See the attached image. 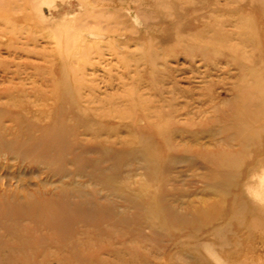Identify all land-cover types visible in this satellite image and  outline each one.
Instances as JSON below:
<instances>
[{"label":"rangeland","instance_id":"1","mask_svg":"<svg viewBox=\"0 0 264 264\" xmlns=\"http://www.w3.org/2000/svg\"><path fill=\"white\" fill-rule=\"evenodd\" d=\"M263 2L0 0V32L12 33L0 38V264H264V151L239 156L238 145L223 143L225 156L194 173L180 155L173 169L186 182L165 188L184 229L228 213L202 234L167 235L122 199L105 198L109 184L151 206L143 195L157 190L153 165L117 150L100 155L59 115L78 97L65 98L66 83L83 84L98 99L81 108L101 121L94 128L124 126L127 135V125L150 134L217 126L222 140L238 137L229 115L263 92L239 67L262 74L255 18Z\"/></svg>","mask_w":264,"mask_h":264},{"label":"bare ground","instance_id":"2","mask_svg":"<svg viewBox=\"0 0 264 264\" xmlns=\"http://www.w3.org/2000/svg\"><path fill=\"white\" fill-rule=\"evenodd\" d=\"M255 21L254 22L257 25L256 29L259 33L261 52L259 65L262 68L260 69L262 71V74L261 76L257 77V70L254 69V66H252L253 68H246V66H242L244 65L242 64L239 67L243 71L246 69L248 72L247 74L250 77L252 76V78H255V80H259L261 84L260 87H263V92L257 95V97H259V103H249L248 101L241 100V98L240 102H242L243 106H245V109L243 110V108H241L242 110L240 111H233L232 114H230L232 115V117L229 115L228 119L234 120V125L228 131H236L238 137H226L225 140H222L220 137H217L218 135H222V130L217 126L210 129L200 128L199 130L189 133H186L183 129L175 126L176 128H165V130L161 128L159 129L160 132L157 131L156 134H150L149 132L145 133L144 129H141L138 126L127 125L125 126V128L127 129V135H125L124 133L121 134V132H119L123 129L124 126L94 128V126L98 125V123H100L101 121L96 120L90 115H84V113H82L81 111V108L87 106V104H91V102H94L95 100H98L94 95L95 88H90L89 86L83 84L78 85V87L75 86L73 88L70 84L66 83L63 91L61 92L65 96V98H67V96L71 92H76L78 96L75 97L76 99L70 98L68 104L64 103L60 107L59 115L61 116L62 121H64V128L66 132H71L76 137H91V144L95 146V151H97L100 155H107L110 153L115 155L117 154V150L121 152V154L125 158H135L137 160H141L144 164L153 165L155 171H153V173L155 174L153 175L154 181L158 184L157 190L153 192L146 191L143 195L145 200L151 202V206L141 203L139 199L134 198L131 194H128V191L125 192L115 189L109 184L105 186V189L107 190L105 198L107 200H110L111 198L122 199L124 207L126 209H135L136 212L139 213V216L142 218L143 225L147 224V227H150L154 232H157L155 226L160 225V231L158 232L163 231L167 235H171V233L176 231H186L190 237H193L195 236V234H202L203 229H208L211 225H213L212 223L220 222L221 220H223V217L228 213L227 210L225 214H223V212H220L221 214L205 216L204 219L207 220V224H204L200 227H192L193 229H191L189 225L187 229H184L185 227L180 223L181 215L178 213L176 207L172 205L174 201H176V195L168 194V191L166 190L168 186L174 189L176 186L182 185L186 182L179 181L177 177L178 175L176 174L178 171L173 169V166L179 161L180 155L188 154L190 156L185 168L187 171H191L194 173L200 169L209 170L211 166L210 164L216 163L217 157L225 156L221 149L223 143H226L228 146L238 145L240 147L238 150L239 156L245 155L250 157V150L254 153H260L264 151V13L255 18ZM11 25L12 24L9 23L8 27H12ZM78 28L82 31H91L90 29H87L88 26L86 28V26L82 25V23L81 25H78ZM109 32H111V30ZM221 32L223 33V31ZM10 34L12 33L9 32V29H4L0 32V38L2 35L10 36ZM216 35V33L213 34L211 39L213 40V37H215ZM221 35L222 34H220V36ZM233 35L234 34L231 33V36ZM206 36L207 35H205V37ZM223 37L225 36L223 35ZM224 41L226 42V40ZM209 49L210 48H208L207 50ZM21 52L23 51L21 50ZM21 52H19V50L14 51V56L21 54ZM205 53L208 56H211L210 52L206 51ZM255 63H257V61H251V65H254ZM108 86H113V82L111 81L110 83H108ZM87 89H92V91H90V94L88 93L87 97H83V91ZM238 100L239 99H237V102ZM9 112L11 113V111ZM185 112H181L176 109L172 111V114L174 116H181ZM17 115L18 114L13 113L10 119L13 122L18 121L20 123L22 118H18ZM133 124H135V122ZM12 128L13 127H11L10 125L6 126L7 130H11ZM81 128L85 129H83L82 131ZM145 128L147 129V127ZM148 128L150 129V126ZM103 131L105 132L103 133ZM79 138L82 139V137ZM205 139L207 140L205 141ZM93 141L95 142L93 143ZM116 145H120V147L117 148ZM211 145H213V147L210 148ZM217 183L219 187L223 186L224 184L222 181H218ZM127 189H131V187L129 186ZM4 199L9 198L5 197ZM19 201L20 200L17 199V203H15L17 207H20L21 205ZM31 202H34V200ZM22 205L26 206L27 204L24 203ZM240 209L244 210V207L241 206ZM233 210L234 209H232V206H230L229 213H231ZM8 212L11 213L10 210ZM41 223L43 224V222ZM20 239L22 238L20 237Z\"/></svg>","mask_w":264,"mask_h":264}]
</instances>
